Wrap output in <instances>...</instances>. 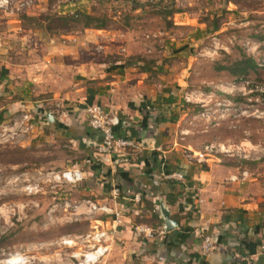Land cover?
I'll list each match as a JSON object with an SVG mask.
<instances>
[{
    "label": "rangeland",
    "instance_id": "1",
    "mask_svg": "<svg viewBox=\"0 0 264 264\" xmlns=\"http://www.w3.org/2000/svg\"><path fill=\"white\" fill-rule=\"evenodd\" d=\"M173 9L177 12L168 15ZM74 13L104 18L106 26L85 29L79 22L65 28L56 20ZM261 36L264 0H0V91L5 96L0 94V105L7 96L15 101L16 89H29L21 84L26 82L23 75L55 70L53 60L71 63L72 55L61 52L92 63L128 60L143 73L153 95L176 99L171 105H155L164 108L166 117H177L184 142L199 151L212 147V155L254 179L244 181L245 188L264 212ZM243 55L256 61L257 73L237 80L218 70ZM48 76L44 82L54 84ZM14 114L4 125L21 112ZM40 116L24 133L36 136L28 146L0 128V264H75V253L87 252L84 244L74 242L89 238V218L75 208L85 205L86 196L79 193L78 183L54 177L80 157L58 130L36 135L43 128ZM118 253L113 250V261Z\"/></svg>",
    "mask_w": 264,
    "mask_h": 264
},
{
    "label": "crops",
    "instance_id": "2",
    "mask_svg": "<svg viewBox=\"0 0 264 264\" xmlns=\"http://www.w3.org/2000/svg\"><path fill=\"white\" fill-rule=\"evenodd\" d=\"M61 53L72 55L71 63L53 60L55 70L49 68L52 71L35 73L30 78L23 75L22 81L26 82L20 83L29 89H11L17 99L10 101L7 96L0 111H5L7 119L18 111L31 112L33 117L41 115L43 128L36 135L46 136L45 129L58 130L72 144L80 159L65 169L82 172L83 179L77 186L79 193L86 196L85 205L75 208L86 213L90 232L106 233L100 242L108 245L109 251L100 262L264 264V212L258 198L251 197L244 184L254 179H247L244 171L239 175L234 167L237 165L227 164L217 155L207 154L197 160L194 153L199 150L184 142L187 137L181 136L183 129L176 121H169L164 108L154 104L157 96L144 84L143 73L129 65L122 67L119 60L92 63L79 61L71 51ZM90 72L97 75L94 81L88 77ZM48 75L54 84L44 82ZM15 82L19 83L17 79ZM0 94L4 96V91ZM31 97L39 98L31 101ZM53 101L62 102L69 110V126H62L56 119L45 124V107L52 106ZM95 103L122 117L116 131L140 142L139 152L112 156L96 152L98 135L88 126L84 109ZM31 134L21 133L18 138L28 146L36 137ZM171 173H180L183 180L164 177ZM113 187L118 189V196L111 193ZM137 193L140 200L134 202L132 198ZM160 205L176 222L170 231L163 230ZM140 228L143 231H137ZM205 236L214 241L208 254L201 251ZM114 249L119 253L113 261Z\"/></svg>",
    "mask_w": 264,
    "mask_h": 264
},
{
    "label": "built area",
    "instance_id": "3",
    "mask_svg": "<svg viewBox=\"0 0 264 264\" xmlns=\"http://www.w3.org/2000/svg\"><path fill=\"white\" fill-rule=\"evenodd\" d=\"M55 108V109H53ZM53 108L48 112L53 115L62 126L67 127L71 122V115L63 103L56 101L53 103ZM85 112L87 115L88 126L98 135V140L95 143V150L98 154L105 156L112 155H127L130 153H137L141 150V144L129 136H122L117 133L118 126L120 125V119L118 115L112 110H105L99 104H90L85 106ZM33 114L30 112H23L19 117L14 116L12 124L9 126L0 125L1 131H8L10 135L19 137L21 133L28 132L33 129ZM19 133V134H18ZM212 147H204L203 151L194 153V157L201 161L208 154H212ZM187 157H190L188 154ZM58 181H66L73 184L80 182L83 179L82 172L77 168L65 169L54 175ZM165 178H175L177 181H182L183 176L180 173H171L164 176ZM111 193L114 196H118V189L113 187ZM132 200L138 202L140 200V194L133 195ZM92 210H95V206L90 204ZM103 209V208H101ZM137 231H143L138 229ZM88 237L84 243L79 241V237L75 239V244H84L87 252L75 253L73 256L75 264H95L109 251L108 245L100 242L106 235L105 232H92L88 233ZM213 239L211 236H205L202 241L201 251L204 254H208L213 245Z\"/></svg>",
    "mask_w": 264,
    "mask_h": 264
},
{
    "label": "trees",
    "instance_id": "4",
    "mask_svg": "<svg viewBox=\"0 0 264 264\" xmlns=\"http://www.w3.org/2000/svg\"><path fill=\"white\" fill-rule=\"evenodd\" d=\"M177 12V10H169L168 15H172L173 13ZM56 20L62 22V26L65 28H71L73 24H77L79 22H82L83 28H93V29H104L106 26V20L104 18H97L94 16H91L89 14L85 13H74L72 15H59L56 16ZM216 29V24H214V21L212 22V30ZM260 38L264 39V36H261ZM129 65V61L126 60L122 63V67H127ZM121 67V68H122ZM257 63L256 61L250 57L243 55L240 59L235 60L228 65H218L219 71H227L230 76L235 77L237 80H241L245 78L249 73H257ZM96 73H89L88 77H91V80L94 81ZM4 77V71H1L0 79ZM93 78V79H92ZM155 102H160L161 104H167L171 105L176 102V99L173 96H168V98H161L156 97ZM154 102V104H155ZM20 112V111H18ZM15 113V112H14ZM12 113L10 116L15 115ZM5 111H0V123L6 120V116L4 115ZM17 114V113H16ZM9 116V117H10ZM122 120V117L120 118ZM177 119L176 116L169 117L170 122H175ZM120 120V122H121Z\"/></svg>",
    "mask_w": 264,
    "mask_h": 264
},
{
    "label": "water",
    "instance_id": "5",
    "mask_svg": "<svg viewBox=\"0 0 264 264\" xmlns=\"http://www.w3.org/2000/svg\"><path fill=\"white\" fill-rule=\"evenodd\" d=\"M44 118H45L46 124H48V125L52 124L54 121L53 115H51L48 111L44 112ZM141 143L143 146L147 145L145 140H142ZM159 209H160V213H161V216H162L163 222H164L163 230L166 232V231H170L173 228H175L176 222L174 220L170 219L168 211L162 205H160Z\"/></svg>",
    "mask_w": 264,
    "mask_h": 264
},
{
    "label": "bare ground",
    "instance_id": "6",
    "mask_svg": "<svg viewBox=\"0 0 264 264\" xmlns=\"http://www.w3.org/2000/svg\"><path fill=\"white\" fill-rule=\"evenodd\" d=\"M8 260H9V259H8ZM8 260H6V261L9 262ZM6 261H5V262H6ZM9 264H10V262H9Z\"/></svg>",
    "mask_w": 264,
    "mask_h": 264
}]
</instances>
